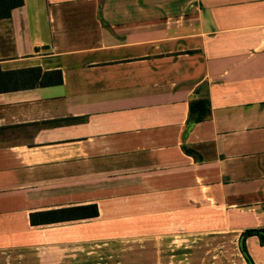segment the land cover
I'll return each mask as SVG.
<instances>
[{"label":"crops","instance_id":"1","mask_svg":"<svg viewBox=\"0 0 264 264\" xmlns=\"http://www.w3.org/2000/svg\"><path fill=\"white\" fill-rule=\"evenodd\" d=\"M255 228L264 0H23L0 19V264H247Z\"/></svg>","mask_w":264,"mask_h":264},{"label":"trees","instance_id":"2","mask_svg":"<svg viewBox=\"0 0 264 264\" xmlns=\"http://www.w3.org/2000/svg\"><path fill=\"white\" fill-rule=\"evenodd\" d=\"M22 4L23 0H0V19L10 17L12 9L19 7ZM209 116L210 102L208 95L192 99L189 102L188 123L199 122L207 119ZM97 214L98 209L96 204H87L57 210L30 213V222L32 224H44L62 220L89 218L94 217ZM250 235H257L260 242L264 244V228L246 229L242 233L239 248L247 264H253L245 246V238Z\"/></svg>","mask_w":264,"mask_h":264}]
</instances>
